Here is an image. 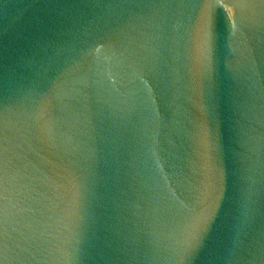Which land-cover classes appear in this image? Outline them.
Segmentation results:
<instances>
[{
  "label": "water",
  "instance_id": "water-1",
  "mask_svg": "<svg viewBox=\"0 0 264 264\" xmlns=\"http://www.w3.org/2000/svg\"><path fill=\"white\" fill-rule=\"evenodd\" d=\"M0 264H264V0H0Z\"/></svg>",
  "mask_w": 264,
  "mask_h": 264
}]
</instances>
